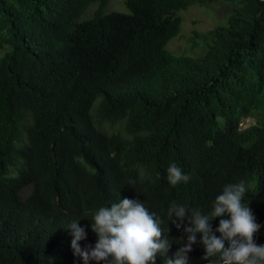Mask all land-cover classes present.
Wrapping results in <instances>:
<instances>
[{
	"label": "trees",
	"instance_id": "trees-1",
	"mask_svg": "<svg viewBox=\"0 0 264 264\" xmlns=\"http://www.w3.org/2000/svg\"><path fill=\"white\" fill-rule=\"evenodd\" d=\"M108 1L0 0V264H82L68 225L94 246L93 214L123 198L162 219L164 264L187 242L170 205L208 214L240 181L264 245V0H219L231 12L197 58L165 45L178 12L217 0H124L128 14H105ZM171 163L187 183H168ZM199 239L188 264H219Z\"/></svg>",
	"mask_w": 264,
	"mask_h": 264
},
{
	"label": "clouds",
	"instance_id": "clouds-1",
	"mask_svg": "<svg viewBox=\"0 0 264 264\" xmlns=\"http://www.w3.org/2000/svg\"><path fill=\"white\" fill-rule=\"evenodd\" d=\"M189 179L190 176L176 163L168 166L170 185L187 183ZM247 191L244 181L226 184L208 214L202 209L173 202L168 209L169 220L174 217L179 221H173L179 230L187 218L188 226L183 228L187 242L164 264H188V253L197 243V234L204 249L202 259L218 256L219 264H264V245H258L254 240L261 225L256 223L252 211L242 202ZM224 216L230 218L220 219L213 231L210 222ZM162 223V219L150 212L143 202L123 198L110 207H100L93 214L90 225L97 237L94 246L80 247L79 242L87 238L86 229L78 226L79 220H73L68 225L72 235L71 249L82 264H156L157 255L166 253L172 244L161 227Z\"/></svg>",
	"mask_w": 264,
	"mask_h": 264
},
{
	"label": "rangeland",
	"instance_id": "rangeland-1",
	"mask_svg": "<svg viewBox=\"0 0 264 264\" xmlns=\"http://www.w3.org/2000/svg\"><path fill=\"white\" fill-rule=\"evenodd\" d=\"M231 9V3L217 0L212 4L204 6L191 5L185 11L178 12L177 15L180 18L178 33L174 38H171L167 42L165 50L176 56L182 55L191 58L202 56L206 49L205 42L202 38L203 35L215 27L223 26ZM93 10L94 5L87 7L83 14L78 18V21L91 18ZM103 13L128 14V11L124 6V0H109ZM4 52L5 49L0 50V57ZM262 113H264V109L262 110ZM91 114H95L94 108L91 109ZM254 123L255 119H246L241 122L240 127L243 129ZM100 128H104L108 132H123L121 123H116L112 126L102 123L100 124Z\"/></svg>",
	"mask_w": 264,
	"mask_h": 264
}]
</instances>
